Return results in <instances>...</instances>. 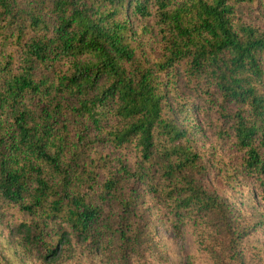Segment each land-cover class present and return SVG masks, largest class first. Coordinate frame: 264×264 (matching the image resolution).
I'll return each instance as SVG.
<instances>
[{"label":"trees","instance_id":"trees-1","mask_svg":"<svg viewBox=\"0 0 264 264\" xmlns=\"http://www.w3.org/2000/svg\"><path fill=\"white\" fill-rule=\"evenodd\" d=\"M260 1L0 0V204L38 260L78 242L142 259L149 196L211 264H249L264 214L200 185L195 142L213 110L209 147L238 158L218 174L264 205V30L238 12Z\"/></svg>","mask_w":264,"mask_h":264},{"label":"rangeland","instance_id":"rangeland-1","mask_svg":"<svg viewBox=\"0 0 264 264\" xmlns=\"http://www.w3.org/2000/svg\"><path fill=\"white\" fill-rule=\"evenodd\" d=\"M238 12L242 21L264 30V0L241 7ZM145 49L146 53H154L152 39ZM215 118L214 111L209 110L196 119L202 138L195 144L208 168L205 175L199 178V183L207 191L226 199L241 219L252 218L256 221L264 214V205L255 195L253 182L238 175L235 184L231 185L217 172L222 163L218 153L232 168L238 158L232 155L228 146H218V152L217 147H209L213 141L212 124ZM202 140L208 143L203 144ZM102 151L112 155L106 146L102 147ZM142 199V207L147 209L150 216V233L142 246V259H131L128 264H211L194 246L188 227L181 226L178 231L175 230L162 204L149 196H143ZM2 208L0 204V264H122L109 249L95 244L86 246L80 242L71 245L53 260H38L33 252L21 244L10 213ZM240 247L249 264H264V226L255 228L241 241Z\"/></svg>","mask_w":264,"mask_h":264}]
</instances>
